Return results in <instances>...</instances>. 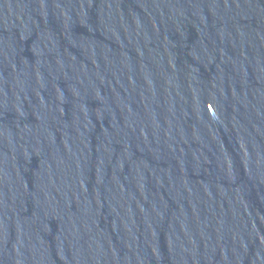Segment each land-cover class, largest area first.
Segmentation results:
<instances>
[{"label":"water","instance_id":"water-1","mask_svg":"<svg viewBox=\"0 0 264 264\" xmlns=\"http://www.w3.org/2000/svg\"><path fill=\"white\" fill-rule=\"evenodd\" d=\"M0 264H264V0H0Z\"/></svg>","mask_w":264,"mask_h":264}]
</instances>
